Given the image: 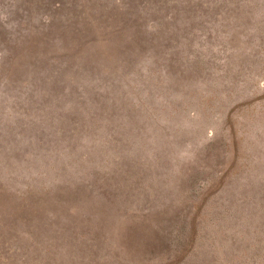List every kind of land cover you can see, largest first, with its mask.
<instances>
[{"label":"rangeland","instance_id":"rangeland-1","mask_svg":"<svg viewBox=\"0 0 264 264\" xmlns=\"http://www.w3.org/2000/svg\"><path fill=\"white\" fill-rule=\"evenodd\" d=\"M0 264H264V0H0Z\"/></svg>","mask_w":264,"mask_h":264}]
</instances>
